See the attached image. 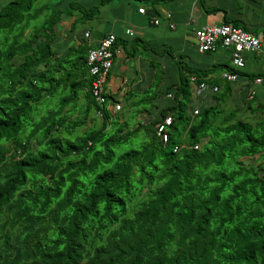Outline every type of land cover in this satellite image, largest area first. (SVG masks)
<instances>
[{"label": "trees", "instance_id": "trees-1", "mask_svg": "<svg viewBox=\"0 0 264 264\" xmlns=\"http://www.w3.org/2000/svg\"><path fill=\"white\" fill-rule=\"evenodd\" d=\"M35 1L0 0V264H264V119L226 104L219 65L176 59L127 112L94 97L87 49L54 54L63 19L119 0Z\"/></svg>", "mask_w": 264, "mask_h": 264}, {"label": "crops", "instance_id": "crops-1", "mask_svg": "<svg viewBox=\"0 0 264 264\" xmlns=\"http://www.w3.org/2000/svg\"><path fill=\"white\" fill-rule=\"evenodd\" d=\"M139 5L144 7V12L136 10ZM154 18H158L157 23L153 22ZM90 19L97 22L91 28L71 27V18L57 24L55 57H71L69 53L81 47L83 53L96 46L105 33H114L119 50L112 56L105 88L120 100L127 112L134 110L132 104L158 72L160 89L176 78L173 73L176 59L199 67L219 65L207 74L221 78L223 64H229L231 48L217 45L211 51H201L193 31L202 24L235 21L233 24L259 35L261 42L258 49L241 51L243 66L229 82L226 104L235 103L242 116L251 122L264 119V0H119L101 5L98 14ZM126 28L132 33H126ZM140 41L151 48L144 47ZM257 77H260L258 81ZM202 92L198 103L215 102L209 91ZM156 101L161 105L165 102L161 97ZM255 155L254 160L259 159L260 154Z\"/></svg>", "mask_w": 264, "mask_h": 264}, {"label": "built area", "instance_id": "built-area-1", "mask_svg": "<svg viewBox=\"0 0 264 264\" xmlns=\"http://www.w3.org/2000/svg\"><path fill=\"white\" fill-rule=\"evenodd\" d=\"M139 12H144L143 6H138ZM169 16V12H166ZM154 23L158 22V18L153 19ZM172 25V23H170ZM125 32L132 33L130 28H126ZM196 40L197 48L203 50H213L217 45L222 47H230L229 64L232 68L238 69L243 66L242 50L258 49L260 46V36L254 34L239 25L231 22L222 21L217 24H202L196 27L193 31ZM86 34V33H85ZM115 35L112 32L105 33L99 38L96 46L90 47L86 52L87 70L91 75L90 86L94 97L98 101L104 100V85L107 73L109 71L113 54L118 51L117 46H113ZM220 76L226 80H234L236 73L232 70L223 69ZM260 77L255 78L258 81ZM216 85H208L205 82H199L195 88L196 93H201L207 89L215 91ZM119 102L113 103V108L118 109ZM194 112L196 109L193 110ZM170 121V116H164L156 125V132L165 140L166 125Z\"/></svg>", "mask_w": 264, "mask_h": 264}, {"label": "rangeland", "instance_id": "rangeland-1", "mask_svg": "<svg viewBox=\"0 0 264 264\" xmlns=\"http://www.w3.org/2000/svg\"><path fill=\"white\" fill-rule=\"evenodd\" d=\"M2 2H5V1H7V0H1ZM40 1H46V0H36L35 2H34V4L35 5H37L36 3H39ZM97 22L95 21V19H88V20H86V21H84V22H82V23H80V22H77L76 24H75V26H77V28H91V27H93V26H95V24H96ZM226 108H229L228 106H226ZM133 109H135V107H133ZM135 110H133V112L132 113H135L134 112ZM140 114H134L132 117H131V120H132V122L134 121V120H137V119H140ZM256 157V155L255 156H252V157H245L244 159H245V161H247V162H253V160H254V158Z\"/></svg>", "mask_w": 264, "mask_h": 264}]
</instances>
